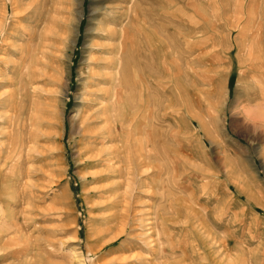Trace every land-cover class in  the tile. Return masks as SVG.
Returning a JSON list of instances; mask_svg holds the SVG:
<instances>
[{"label":"rangeland","instance_id":"1","mask_svg":"<svg viewBox=\"0 0 264 264\" xmlns=\"http://www.w3.org/2000/svg\"><path fill=\"white\" fill-rule=\"evenodd\" d=\"M0 104V264H264V0H0Z\"/></svg>","mask_w":264,"mask_h":264},{"label":"bare ground","instance_id":"2","mask_svg":"<svg viewBox=\"0 0 264 264\" xmlns=\"http://www.w3.org/2000/svg\"><path fill=\"white\" fill-rule=\"evenodd\" d=\"M124 32H125V30H124ZM115 33V32H114ZM127 34V33H126ZM126 34L125 33H123V35H124V37H123V39H125V38H127V36H126ZM42 36H44V35H42ZM32 39V38H31ZM42 39V38H41ZM122 40V39H121ZM121 42H125V41H121ZM122 49V48H121ZM126 49V48H125ZM38 51V50H37ZM117 51H119V48H117ZM46 54V53H45ZM38 55V54H37ZM121 56V54H119V57ZM39 58V57H38ZM37 58V59H38ZM121 58H122V60H123V57L121 56ZM117 60V59H116ZM42 63V62H41ZM113 65V67H116L115 66V60L113 59V60H111V62H110V65ZM122 64V63H121ZM117 66H118V64H116ZM112 67V68H113ZM20 68V67H19ZM119 70H120V68H118ZM93 70V69H92ZM121 75V72H117L116 73V77H118V78H120L118 75ZM29 75V74H28ZM113 81V80H112ZM24 83V82H23ZM113 83V82H112ZM116 85V84H115ZM24 88V87H23ZM117 89V88H116ZM19 93V92H18ZM118 93V92H117ZM116 95V94H115ZM119 96V95H118ZM11 103H12V108H9V111H11V110H13V109H16V107L14 106L13 107V105H15L14 104V102L13 101H15V99L14 98H12L11 99ZM1 105V104H0ZM8 106V105H7ZM33 109V108H32ZM8 111V112H9ZM37 112V111H36ZM39 112V111H38ZM37 112V113H38ZM33 116V115H32ZM32 116L30 117L29 116V118H27V119H24V117L23 116H20L19 115V117L18 116H16V117H13V115H7L6 116V122H7V124H8V126H11V127H14L15 125H18L20 128V130H18V132H20L19 134V137L17 136V139H18V145L19 146H21V145H23V146H25L27 143H29V145L27 146V147H29V149H31V145L30 144H35V143H37L39 140H40V137H42V136H40L37 132H35L34 131V127L36 126L37 127V125H42L43 124V122H42V120L41 119H38V118H32ZM26 129H28L27 131L28 132H26ZM38 129V128H37ZM37 131V130H36ZM5 133L9 136V131H5ZM46 137V136H45ZM9 146H10V148H12V143H10L9 144ZM14 148V147H13ZM24 149V148H23ZM12 150V149H11Z\"/></svg>","mask_w":264,"mask_h":264}]
</instances>
